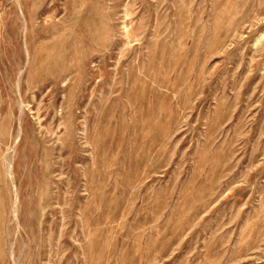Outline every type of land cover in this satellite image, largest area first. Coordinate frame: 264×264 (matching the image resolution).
<instances>
[{
  "label": "rangeland",
  "instance_id": "rangeland-1",
  "mask_svg": "<svg viewBox=\"0 0 264 264\" xmlns=\"http://www.w3.org/2000/svg\"><path fill=\"white\" fill-rule=\"evenodd\" d=\"M0 264H264V0H0Z\"/></svg>",
  "mask_w": 264,
  "mask_h": 264
},
{
  "label": "bare ground",
  "instance_id": "bare-ground-1",
  "mask_svg": "<svg viewBox=\"0 0 264 264\" xmlns=\"http://www.w3.org/2000/svg\"><path fill=\"white\" fill-rule=\"evenodd\" d=\"M28 57V56H27ZM4 155H5V153H4ZM8 157V156H7ZM7 167V166H6Z\"/></svg>",
  "mask_w": 264,
  "mask_h": 264
}]
</instances>
